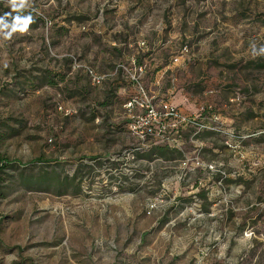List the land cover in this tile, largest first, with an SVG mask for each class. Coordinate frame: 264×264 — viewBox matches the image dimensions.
Masks as SVG:
<instances>
[{"label": "rangeland", "instance_id": "obj_1", "mask_svg": "<svg viewBox=\"0 0 264 264\" xmlns=\"http://www.w3.org/2000/svg\"><path fill=\"white\" fill-rule=\"evenodd\" d=\"M0 17V264H264V0ZM142 99L200 126L144 138Z\"/></svg>", "mask_w": 264, "mask_h": 264}, {"label": "built area", "instance_id": "obj_2", "mask_svg": "<svg viewBox=\"0 0 264 264\" xmlns=\"http://www.w3.org/2000/svg\"><path fill=\"white\" fill-rule=\"evenodd\" d=\"M92 73V72H91ZM142 90V89H141ZM146 99V94L142 90L139 92ZM144 99V100H145ZM142 107L146 111L144 118L143 129L141 131L142 137H153L159 140H170L169 133L178 134V132L185 126H200L199 122L186 114H182L177 108L169 101H161L160 104L155 106L151 101L147 100ZM139 102L136 99L130 100L129 106L134 107ZM173 120V122H172Z\"/></svg>", "mask_w": 264, "mask_h": 264}, {"label": "clouds", "instance_id": "obj_3", "mask_svg": "<svg viewBox=\"0 0 264 264\" xmlns=\"http://www.w3.org/2000/svg\"><path fill=\"white\" fill-rule=\"evenodd\" d=\"M8 2L11 4L12 8L14 10H16V9H22L23 7H25L27 0H8ZM30 21H31L30 16L25 17V18H21L20 16H16L14 18V22L11 25L12 32L16 31L18 28L21 31L26 30ZM9 27H10V25L5 22L4 18L0 17V31H2L3 29L9 28ZM4 35L10 37L11 32L4 33ZM261 52H264V48L261 49Z\"/></svg>", "mask_w": 264, "mask_h": 264}, {"label": "trees", "instance_id": "obj_4", "mask_svg": "<svg viewBox=\"0 0 264 264\" xmlns=\"http://www.w3.org/2000/svg\"><path fill=\"white\" fill-rule=\"evenodd\" d=\"M162 141H166V140H162ZM164 145L165 146H152L147 149L143 148L142 152L145 153L146 155L153 156L156 154V151H159V156L165 159L173 158V155H172L173 153H178L179 155L182 154L180 150L170 148L168 144H164Z\"/></svg>", "mask_w": 264, "mask_h": 264}]
</instances>
